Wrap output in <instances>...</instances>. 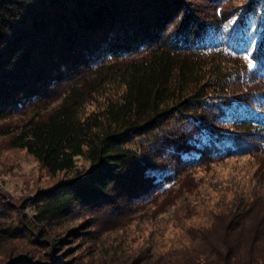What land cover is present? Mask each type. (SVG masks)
<instances>
[{
  "label": "trees",
  "instance_id": "1",
  "mask_svg": "<svg viewBox=\"0 0 264 264\" xmlns=\"http://www.w3.org/2000/svg\"><path fill=\"white\" fill-rule=\"evenodd\" d=\"M220 1L0 0V117L63 95L54 109L27 120L10 141L50 174H69L29 199L38 206L34 222L78 210L120 214L174 181L173 159L164 166L176 169L157 171L164 156L174 154L195 165L207 155L241 150L247 128L264 131V92L238 86V72L230 79L215 71L211 82L186 88L202 71L191 59L211 51L226 59L247 55V79L253 85L264 80V0H247L235 26L230 18L208 14ZM258 17L261 34L250 51L251 18ZM90 77L97 82L76 89ZM111 81L123 85L120 96L107 99L101 111L83 113V98ZM175 115L190 117L191 125L161 134L162 149L151 157L142 144H134L166 131ZM223 118L245 131H216L213 126ZM190 149L192 155H181ZM76 156L88 166L77 167ZM253 200L247 197L234 211L211 212L206 229H190V245L175 264H264V199Z\"/></svg>",
  "mask_w": 264,
  "mask_h": 264
},
{
  "label": "rangeland",
  "instance_id": "2",
  "mask_svg": "<svg viewBox=\"0 0 264 264\" xmlns=\"http://www.w3.org/2000/svg\"><path fill=\"white\" fill-rule=\"evenodd\" d=\"M247 2L222 0L215 8H208V14L230 18V24L235 26L238 13L244 12ZM251 19L250 31L255 39L250 51H253L262 17ZM212 52L204 58L193 59L190 56L202 71L197 76V83H189L186 88L211 82L217 71L216 76L221 78L237 76L235 81L240 87L244 84L252 90L264 92V80L259 78L258 85H253L247 79V55L226 59L220 56V52ZM233 65L235 69L230 68ZM95 81L90 77L88 81L76 84V89ZM113 82H108L100 92L85 96L81 111H101L107 99H117L123 85ZM205 90L208 94L213 93L208 88ZM223 93L229 94L226 90ZM214 94L213 97L216 96ZM62 96L0 117V264H14L15 260L23 264H175V257L190 245L188 231L208 228L211 212L234 211L247 197L256 203L263 201L264 131L258 127L255 130L247 128V136L244 135L245 140L238 146L241 150H232L230 154L216 158L207 155L195 165L190 161L184 162L185 158L173 157L174 154L172 158L170 154L163 157L160 153L164 159L158 162L157 171L167 173L169 169L178 168L174 181L166 185L162 193H152L151 198L145 201L133 202L120 214L78 210L51 222H34L33 214L38 206L29 199H34L38 190L54 185L69 174H50L33 155L25 149L12 147L10 141L27 120L54 109ZM190 119L175 115L165 124L166 131L138 138L134 144H142L151 157L154 151L162 149L164 138L161 134L171 128L178 132L186 131L191 125ZM222 120L223 123L213 126L222 134L235 135L245 131L244 127L236 128L227 118ZM192 153L191 149L189 152L181 151L182 156ZM170 159L176 162V168L174 164L164 166ZM75 162L79 168L88 166L81 156H76ZM38 229L42 232L38 233Z\"/></svg>",
  "mask_w": 264,
  "mask_h": 264
}]
</instances>
